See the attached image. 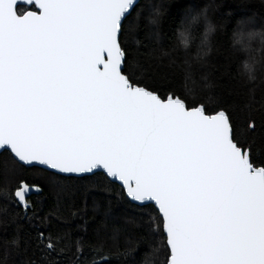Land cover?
I'll list each match as a JSON object with an SVG mask.
<instances>
[{"label":"snow or ice","instance_id":"snow-or-ice-1","mask_svg":"<svg viewBox=\"0 0 264 264\" xmlns=\"http://www.w3.org/2000/svg\"><path fill=\"white\" fill-rule=\"evenodd\" d=\"M136 9L135 0H0V151L15 170L45 169L51 215L75 208L60 215L67 227L45 235L48 218L31 199L40 189L23 177L5 189L40 253L19 264H134L142 241L156 245L157 264H264V160L248 139L256 129L140 86L125 49ZM195 84L185 69L192 96ZM147 206V219L130 213ZM23 227L0 247V264L27 252Z\"/></svg>","mask_w":264,"mask_h":264},{"label":"trees","instance_id":"trees-1","mask_svg":"<svg viewBox=\"0 0 264 264\" xmlns=\"http://www.w3.org/2000/svg\"><path fill=\"white\" fill-rule=\"evenodd\" d=\"M205 6L210 17L219 25V30L212 38L213 51L206 64H186L185 53L171 50L174 33L190 11ZM156 9H159L158 23L153 24L151 18ZM136 12L135 39H131L125 49L129 61H135L130 65L133 72L143 75L139 81L140 86L158 90L161 94L175 92L182 98L187 97L189 101L195 99L204 102L210 114L221 108L230 112L238 129L243 130L248 125L256 129L254 135L249 132L248 139L252 141L257 163L264 160V70L258 74L256 81L247 82L239 71L242 55L230 46V34L239 19L247 18L254 27L264 26V0H141ZM129 48L133 51H128ZM185 69L191 71L192 79L196 81L195 96L188 94L183 87ZM128 70L125 68L126 72ZM204 76H207V80L202 78ZM206 84L208 87H204ZM47 175L45 169L40 167L15 170L10 154H0V221H8L6 228L0 223V247L16 234L17 223L23 225L19 231L20 246H26L27 252L14 258L17 264L26 257L38 259L40 253L34 247L35 230L25 220H14L20 209L7 198L5 189L14 187L22 177L40 188L31 199L39 206L37 215L48 218V228H40L45 235L49 230L55 232L67 227L60 215L68 217L70 211L75 210L64 207L61 214H50L54 210L56 196L47 184ZM112 187L115 189L117 186ZM79 205L80 200L76 199V207ZM151 211V206L139 211L130 209L133 216H143L145 219ZM78 223L83 221L78 216L72 218L71 226ZM133 231L138 236L146 235L139 227ZM80 234L81 230L72 233L73 236ZM155 246L152 242L142 241L130 254V258L134 264H157L156 258L151 255ZM85 255L90 258L92 253L86 251ZM106 264H120V261L112 258Z\"/></svg>","mask_w":264,"mask_h":264},{"label":"clouds","instance_id":"clouds-1","mask_svg":"<svg viewBox=\"0 0 264 264\" xmlns=\"http://www.w3.org/2000/svg\"><path fill=\"white\" fill-rule=\"evenodd\" d=\"M219 25L208 14L207 6L190 11L178 24L171 44L173 52L185 53L186 64H206L213 51V36ZM230 46L242 55L239 71L247 82H254L264 70V26L254 27L247 18L236 22Z\"/></svg>","mask_w":264,"mask_h":264},{"label":"water","instance_id":"water-1","mask_svg":"<svg viewBox=\"0 0 264 264\" xmlns=\"http://www.w3.org/2000/svg\"><path fill=\"white\" fill-rule=\"evenodd\" d=\"M141 0H135V2L137 3V5H138V3L140 2ZM3 152L2 151H0V154H2ZM39 167V166H38ZM40 168H42V167H40ZM38 187V186H37ZM39 188V187H38ZM40 189V188H39ZM39 191H34L33 192V195L34 194H37Z\"/></svg>","mask_w":264,"mask_h":264}]
</instances>
